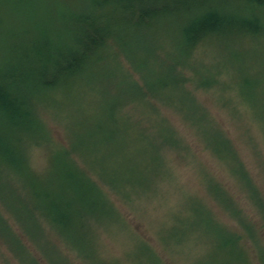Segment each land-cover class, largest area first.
<instances>
[{
	"label": "trees",
	"instance_id": "16d2710c",
	"mask_svg": "<svg viewBox=\"0 0 264 264\" xmlns=\"http://www.w3.org/2000/svg\"><path fill=\"white\" fill-rule=\"evenodd\" d=\"M5 1L9 5L0 3V167L7 171L9 189L17 193L15 200L19 205L14 208L4 202L6 211L50 264H71L53 244L51 232L58 233L83 264H106L98 258L92 225L115 227L122 215L105 189L112 188L132 202L139 196L138 190H146L144 184L136 187L135 174L139 179L140 174L151 175V192L158 189V178L171 176L170 159L163 149L169 145L182 150L183 139L156 104L161 102L167 109L178 112L187 128L213 126L190 86L210 88L217 84L216 75L223 70L218 63L209 67L204 62L192 76L187 73L193 69L188 60L195 58L199 46L211 40L225 38L232 44L248 39L260 41L264 36V0H85L71 21L64 22L63 27L69 26L67 29L53 25L55 8L48 0ZM1 6L13 14L4 17ZM118 12L131 17L129 25L135 29L179 23L186 50L170 64L168 77L154 85L147 83L149 94L140 88L139 96L122 95L119 106L108 110L95 94L98 91L109 97L101 62L105 51L110 54V49H115V29L120 22L110 16ZM17 28L19 31L14 32ZM68 31L71 36L68 44L50 37L51 33L62 35ZM216 45L220 47V42ZM233 79L229 86L237 89L249 117L264 126V107L259 106L264 105L261 86L264 80H242L240 73L233 74ZM128 87L139 88L133 82ZM84 89L94 92L87 100L81 96ZM224 101L232 102L230 98ZM65 103L69 113V118H64L67 134L71 123L89 127V139L83 144L71 133L68 135L70 149L56 147L38 117L41 109L64 111ZM125 104L148 107L135 116L132 108L124 113ZM232 114L238 116L237 122L242 120L243 114L236 108H232ZM144 121L149 127L144 126ZM199 130L213 153L241 183L246 191L242 193L251 200V207L260 217L262 223L251 220L252 216L240 211L235 201L230 205L229 211L237 214L243 233L257 242L264 234V195L255 184L257 180L243 168L235 147L223 137L225 134L207 128ZM51 143L52 172L62 179L59 188L50 179V189H46L45 184L43 187L38 184L37 175L42 174L30 169L26 150L32 145ZM219 186L209 184L215 197L226 204L227 193ZM195 198H185L187 202L190 200L188 215L174 214L173 225L164 228L166 232L155 231L159 241L171 248L173 244L185 247L191 241L197 245L194 234L197 231L196 236L207 239L208 248L193 256L190 264H253L248 245L242 244L245 235L217 224ZM0 240L22 264H41L1 213ZM134 248L135 264H167L144 240L140 239ZM260 252L264 261V249Z\"/></svg>",
	"mask_w": 264,
	"mask_h": 264
},
{
	"label": "rangeland",
	"instance_id": "374dc122",
	"mask_svg": "<svg viewBox=\"0 0 264 264\" xmlns=\"http://www.w3.org/2000/svg\"><path fill=\"white\" fill-rule=\"evenodd\" d=\"M48 1L55 8L53 25H57L61 29H67L69 26L63 27L64 22L66 23L67 19L69 22L71 21L80 3L85 0ZM0 3L9 5V2L5 0H0ZM2 9L1 15L4 17L13 14L3 7ZM110 17L117 18L120 26L115 29V49H110V54L105 51L101 62V69L107 77L109 97L106 98L98 91L95 94V98L102 100L104 102L103 107L108 110L115 105L119 106L122 95L139 96L138 90L140 88V91L143 90L147 93V83L154 85L168 77L171 69L170 64L177 61L180 53L185 54L186 50V45L183 43L184 35L181 33L179 23L169 24V22H165L164 25L154 29H135V27L129 25L132 18L124 15L123 12L121 14L118 12ZM107 20V18H104V21ZM4 27L7 28V24ZM13 31L17 32L19 30L17 28ZM69 33L70 31L62 35L51 33L50 37L53 40L60 38L61 41L68 44L71 40ZM263 37L260 41L252 42L248 39L236 44L228 43L229 40L225 38L217 39L220 42V47L216 45L219 43L217 40H211L199 46V50L194 53L195 58L188 60L191 61L193 69H189L187 73L192 76L194 70L203 67L204 62L209 67L218 63V68L223 70L221 74L216 75L218 77L217 84L210 88L199 87L196 84L190 86L198 99V103L205 108L204 110L207 112L213 126L200 127L196 125L194 128H187L178 112L174 109H167L169 107L163 106L161 102L156 104L165 118L167 117V123L183 139L181 144H184V149L177 151L169 145L164 147L163 153L168 155L167 159H170L171 176L167 179L158 178L157 190L150 191L152 180L148 172L140 174L142 179H139L138 175H134L136 187L139 184H144L143 188H146V190H138L139 196L132 202L123 198L121 194H118L112 188L105 189L108 198L114 203L122 217L116 221L117 226L115 227H105L100 224L92 225L95 237L93 243L97 245L99 260L106 264H135L134 247L141 239L150 244L167 264H190L193 256L198 253L201 254L208 248L205 237L196 236L198 234L196 231L194 234L197 245L191 241L185 247H176L173 244L171 248L161 243L155 235V231L163 230V232H166L164 228L171 226L174 214L184 217L181 215L182 212L183 214L187 213V215L190 213V200L187 202L185 199H189V197H196L195 200L211 213L217 224L230 230L239 233L244 232L237 214L234 211L233 213L230 212V205L234 204V201L240 211H243L245 215L252 216L251 220L262 223L256 210L251 207V200L245 198L246 195L242 193V191H246L241 188V183L239 184L237 178L231 175L229 166L213 153L199 129L207 128L226 135L222 134L235 147L243 168L248 171V174L254 180H257L255 184L264 195V126L249 117L237 89L231 85L229 86L234 80L233 74L235 73H240L242 80L244 78L264 80ZM125 75L129 77L126 78ZM132 82L138 85L139 88L132 89L128 87V84ZM261 86L264 88V85L261 84ZM194 88L196 89L194 90ZM84 90L81 91V96H85L86 100L89 95L94 94V92ZM148 98L155 102L150 96ZM229 98L232 102L227 103V101H224ZM145 101L149 100L145 98ZM66 104L65 110L60 113L56 109H48V111L41 109L38 117L47 128L50 139L56 142L55 146L70 149L71 139L68 135L71 133L72 137H76L83 144L89 139L87 137L89 127L79 122L71 123V131L67 134L65 124L66 119L69 118V113ZM259 106L264 107L261 103ZM124 107V113L132 108L136 116L148 106L144 104H125ZM232 108H236L243 114L241 121L237 122L235 120L238 116L232 114ZM143 124L145 127H149L147 121H144ZM246 133H249L248 135L251 138ZM51 147L52 143L38 144L32 145L28 151L26 150L30 169L34 173L42 174L37 175L38 184L42 187L45 184L46 189H50V179L52 181L54 179L53 183H55L56 188H59L58 185L61 184L62 179V176L52 172L54 170H52ZM9 181L7 171L1 166L0 213L8 219L9 224L22 238L23 243L29 247L34 257L41 264H50L46 258L41 256L39 248L31 243L30 238L22 231L23 229H20L21 226L14 219L9 218L4 202L9 203L14 208L19 207L18 201L15 200L17 193L9 189ZM211 182L224 188L222 190L227 193V196H225L226 204L221 201L222 198L215 197L211 188H209ZM192 208H194V205H192ZM245 217L247 218V216ZM42 225L46 231L50 232L46 223L42 222ZM50 234L57 250L71 264H83L78 259L79 255L64 244L58 233L51 232ZM244 235L245 238L242 240V244L248 245V254L251 256L253 264H264L260 252L261 248L264 249V234L257 242L250 236ZM168 250H174L177 254L175 255V253L173 254ZM13 252L0 240V264H22Z\"/></svg>",
	"mask_w": 264,
	"mask_h": 264
}]
</instances>
